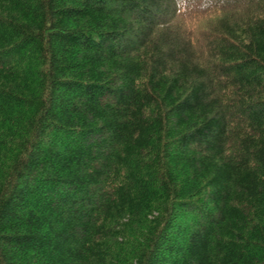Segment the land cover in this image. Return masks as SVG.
I'll return each mask as SVG.
<instances>
[{"label":"trees","instance_id":"16d2710c","mask_svg":"<svg viewBox=\"0 0 264 264\" xmlns=\"http://www.w3.org/2000/svg\"><path fill=\"white\" fill-rule=\"evenodd\" d=\"M0 264H264V0H0Z\"/></svg>","mask_w":264,"mask_h":264}]
</instances>
